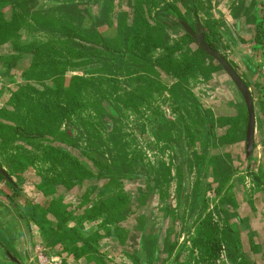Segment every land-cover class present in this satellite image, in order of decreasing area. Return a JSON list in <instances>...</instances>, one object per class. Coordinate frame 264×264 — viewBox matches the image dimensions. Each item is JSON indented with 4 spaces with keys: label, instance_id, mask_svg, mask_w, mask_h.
<instances>
[{
    "label": "rangeland",
    "instance_id": "374dc122",
    "mask_svg": "<svg viewBox=\"0 0 264 264\" xmlns=\"http://www.w3.org/2000/svg\"><path fill=\"white\" fill-rule=\"evenodd\" d=\"M27 1L32 0L22 2ZM158 1L162 2L160 5L162 7L166 3L178 5L177 9L184 17V22L189 26L196 25L192 12L182 3L183 0ZM195 1L197 2L195 5L200 6L199 21L206 30L210 31L214 25L217 27L215 23L220 24L219 30L224 36L218 35L215 39L218 51L231 63L240 77L249 83L256 118L254 151L251 158H248L244 137H241L236 144L216 148L213 156H220L222 164L228 165L226 169L228 170L229 167L231 169L230 175L225 170L217 179L213 173L216 163L208 161L202 168L196 163V154L207 155L212 144L206 122L199 116L194 102L216 118L248 116L246 104L242 97L235 93L230 77L222 69L212 72V67L219 66L216 61L206 60L208 70L197 73L189 79L192 98H183L184 102L172 96L159 94L163 93L162 91L155 93L153 98L146 96L139 98L138 95L129 96L121 92L122 97L116 102L119 117L111 122V130L119 136L117 139L119 147L125 146L128 162L135 164L133 170L142 174L144 178L140 182L123 184L124 193L130 197L135 214L133 218L123 221L125 230L128 232L126 241L121 242L119 236L113 237L123 247L114 250L111 264H264V79L262 75L264 0ZM14 2L16 6L21 3L19 0H0V9L3 19L7 22L13 18V14L15 18L17 17V23L22 27L19 32L20 46L47 41L54 36L52 32L37 28L30 20L28 24H22L20 19L23 12L19 8L13 11V8L11 10L7 7V5L13 7ZM131 2L132 0H107L105 4L107 19L99 31L104 35H113V27H110L108 23H113V18L117 14H122L121 18L124 20V15L130 18ZM150 6H146L148 11ZM52 12L48 17L56 18L55 20L59 23L69 22L76 16L73 11L67 9ZM11 14L12 17L8 19ZM251 17H255L257 22L253 24ZM172 19L175 23H179L178 20ZM260 22L262 27H259ZM114 25L116 27V24ZM184 33L185 31L176 28L168 29L169 43L173 45L183 41ZM185 39L189 44L182 53L177 55L180 59L192 54L196 49L193 43ZM8 43L14 47L12 42ZM14 49V55L19 53L15 47ZM160 55L161 51H157L154 57ZM9 61L11 58L8 63ZM0 65H4V59L0 58ZM28 65H31V57L23 54L14 73L16 76H23L26 80L23 81L24 85L19 84L22 86H19L20 88L14 94L25 88V91L29 90L27 87L30 86V82L25 75L29 71L25 69ZM248 65L249 71L253 70V74L247 71ZM247 72L250 76L252 75V78ZM73 75L79 74L67 73L68 78ZM166 83L169 85L168 82ZM210 83H212L211 86ZM199 85L200 89L197 90ZM138 86L139 84L135 82L121 84V89L125 88L127 92L134 93ZM196 95H199L200 99ZM73 122L74 128L78 129V121ZM0 123L4 124V118ZM6 124L9 123L6 122ZM244 127L243 120L241 128L244 130ZM160 128H162L161 131ZM261 129L263 133L260 132ZM189 130L193 134L190 139L185 137ZM181 131L182 141L178 137ZM91 132L93 133L92 130ZM225 132L226 129H217L219 137ZM76 134L78 140H70V146L63 144L55 146L67 151L70 157L80 161L87 168L91 167L90 163L80 149L75 147L96 151L104 158L112 160L110 148L96 137L85 140V135ZM122 134L123 137H121ZM0 135H2L0 136V169L5 171L19 188L16 192L10 183L0 177V192L11 194V200H4V197L0 196V208L9 209L14 220L19 223H11L8 219H4L0 212V241L1 239L4 241L5 238L6 241L13 243L16 228L21 227L23 231L19 230L22 231L23 241L27 244L29 238L28 243H30L29 250L27 246L25 247L27 257L25 264H51V250L58 249L49 248L46 237L39 227L32 221L27 222L31 219L30 211L32 207H40V218L44 221L46 207L42 204L48 200H57L72 206L77 214L80 212L78 215H82L84 209H80L82 203L80 199L89 182L83 181L79 185L71 186V183L66 180L65 184L57 185L58 187H55V184L45 183L42 178L46 176L53 180L67 179L63 177L61 163L56 160L61 155L48 150L34 156L32 153L39 147L37 143L30 145L18 141V137H14L10 131H4L2 128H0ZM174 147L180 150V155H175ZM123 165V163L119 164V166ZM127 170L130 168L128 167ZM155 174L158 176L155 177ZM155 178L158 182L153 181ZM183 182L189 185L186 188L185 205L182 208ZM47 191H51V194L48 195ZM17 210L26 215V221L18 215ZM207 214L209 215L206 216ZM237 216L239 219L236 218ZM89 222L98 226L101 223L100 219ZM74 223L80 224L76 220ZM209 224L215 229V232L210 234L205 229ZM134 226L137 227L134 228ZM105 237L106 235L103 236ZM130 239L134 245L132 249L124 247ZM145 241L149 245L145 246L144 255L141 247ZM158 247L160 255L154 262L153 252ZM213 247L215 252L212 253ZM5 260H0V264H14L12 261ZM53 264H59V262Z\"/></svg>",
    "mask_w": 264,
    "mask_h": 264
},
{
    "label": "trees",
    "instance_id": "16d2710c",
    "mask_svg": "<svg viewBox=\"0 0 264 264\" xmlns=\"http://www.w3.org/2000/svg\"><path fill=\"white\" fill-rule=\"evenodd\" d=\"M22 1L19 0L21 3L17 6L14 2L12 7L13 11L19 8L23 12L20 19L22 24H28L30 20L34 26L52 32L54 36L47 41L20 46L19 32L22 27L18 25L17 17L15 18L13 14V18L7 22L3 19L0 9V45L12 42L19 52L11 57L8 63L9 69L18 68L19 59L23 54L31 57V65L25 68L29 70L25 74L30 82V86L27 87L29 90L25 91V88L13 95L10 109H6L2 114L4 124H0V128L10 131L14 137L19 138L18 141L30 145L37 143L39 147L32 153L34 156L48 150L61 155L56 160L61 163L63 177L67 179L53 180L46 176L42 178L45 183L55 184V187H58L67 181L71 183V186L79 185L83 181L89 182L80 199L82 202L80 209H84L82 215L76 216L77 212L72 209V206L61 201L48 200L42 205L46 207L44 212L49 218L45 215L43 221L40 218V207L35 206L30 211V220L44 234L49 248H55L58 245L74 246L84 241L82 249L70 248L75 251H91L92 246H88L89 242L98 244L103 236L95 233L84 238L75 229L69 227L74 220L82 222L84 219L89 221L100 219V226L105 228L106 236L115 238L119 236L120 241L125 242L128 232L125 230L123 221L133 218L135 209L130 202V197L124 193L123 184L140 182L144 177L133 170L135 164L128 162L125 146L119 147L117 143L119 136L111 130V122L119 117L116 102L122 97L120 93L123 92L124 95L129 96L138 95L139 98L144 96L153 98L155 93L162 91L163 93L159 94L180 100L186 97L192 98L189 79L197 73L208 70L206 60L211 62L215 60L209 57L186 32L183 41L173 45L169 43L168 29L176 28L184 31L180 25L175 27L172 24L174 22L172 18L178 20V24L184 22L174 3H166L162 7L160 6L162 2L158 0H132L131 17L126 18L124 15V20L121 18L122 14H117L113 18V23H108L110 27H113V35H104L99 28L107 19L105 17L107 0H86L64 5H55L48 0H32L25 3ZM182 3L189 8L195 18L199 17L200 6L195 5L197 4L195 0H183ZM146 6H150L149 11ZM111 8L113 10V6ZM59 9L71 10L76 16L64 23H59L52 16L48 17L53 13L52 11ZM251 22L254 24L257 19L251 17ZM215 24L217 27L214 25L210 31L204 29V37L206 42L218 51L215 39L218 35L224 36V34L219 30L220 24ZM260 26H263L261 22ZM185 38L193 43L196 49L192 54L180 59L177 55L182 53L189 44ZM157 51H161V55L154 57ZM218 70H221L220 66L212 67L213 73ZM249 70L248 65L247 71L252 72L250 74L254 73L253 70ZM68 72L79 75L68 78ZM250 77L249 81L252 78ZM164 80L169 85L167 83L166 85ZM133 82L139 84L134 93L127 92L125 88L121 89V84L127 85ZM245 83L249 86L248 82ZM233 86L236 91L234 83ZM194 104L199 116L206 122L212 144L210 148L215 150L229 144H236L241 137L246 138V124L249 121L247 115L216 118L200 108L196 102ZM243 120L245 121L244 130L241 128ZM73 121H78V129L74 128ZM218 128L226 129L223 136L217 135ZM76 133L85 135V140L96 137L110 148L112 160L104 158L96 151L74 146L80 149L90 163L91 167L87 168L80 161L70 157L67 151L55 146L56 144L70 146V140H78ZM182 135V131L178 133L180 141L183 140ZM185 137L192 138V131L186 132ZM173 150L178 156L180 150L175 147ZM196 155V163L202 168L207 163L208 154ZM210 161L216 163L213 168L216 179L225 170L228 173L231 171L230 167L226 169L228 166L226 163L222 164L220 156H212ZM121 163L124 165L119 166ZM128 167L130 170H127ZM0 177L4 178L2 175ZM157 180V178L153 179L154 182H158ZM188 185L189 183L183 182L182 208L185 205ZM47 194H51V191H47ZM142 204H144L143 201ZM205 229L209 234L215 232L210 224ZM216 231L219 230L216 229ZM147 245L149 244L145 241L141 247L144 255ZM66 249L62 248V250ZM213 251L215 252V247L212 253ZM93 252L97 251L94 249ZM159 255L158 247L153 252L154 262ZM97 261L98 264H102L100 259Z\"/></svg>",
    "mask_w": 264,
    "mask_h": 264
},
{
    "label": "crops",
    "instance_id": "0c3cea01",
    "mask_svg": "<svg viewBox=\"0 0 264 264\" xmlns=\"http://www.w3.org/2000/svg\"><path fill=\"white\" fill-rule=\"evenodd\" d=\"M7 7L11 8L12 10V6L7 5ZM124 12H127V11H124ZM11 16L10 17L8 16V19L11 18ZM194 20H195V17H194ZM14 54H15V49L11 43H7V44L0 46V58L4 59V65H0V74H1L0 77L2 78L4 77V79H0V122H2L3 112L6 109H10L11 107L10 105L12 102L14 92L18 88H20L19 86H22L19 84L24 85L25 83H23V81L26 80V78H24L23 76H16L15 75L16 73H14V70H10L8 67V60L12 56H14ZM214 81L216 82L215 78H214ZM211 85L212 83H210V86ZM196 89L199 90L200 85L197 86ZM196 96L199 98V95H196ZM3 118H4V115H3ZM260 132L263 133V130L261 129ZM255 137H256V134H255ZM213 153H214V149L210 148L209 153L207 155V158H208L207 162L210 161V158L213 156ZM7 194L11 195L10 193H7ZM2 210L3 209L0 208V212H2L4 219H8V221H12L13 223L15 222V224H19L17 221L14 220V217L12 213L9 212V209L4 207V212ZM78 214H76V216H78ZM208 215L209 214H207L206 216ZM236 218L239 219L238 216ZM69 227L72 229H75L76 232L84 238L94 235L95 233H99L101 236L106 235L105 232H103L105 231L104 228L92 222H89L87 220H83L82 222H80L79 225H76L73 221L69 224ZM136 227L137 226H134V228ZM19 229L22 230L21 227ZM132 239L128 240L127 244L124 245V247L128 249H132L134 246L133 241H131ZM233 239L236 240L234 236H233ZM42 241H44V239H42ZM60 246L55 247L58 250H51L52 252L50 254V259L53 262H60L61 264H95V263L97 264L98 259L102 261V264H111V261L113 260L112 257H114L113 255L114 250L116 248L123 247L121 244L117 243L115 238L110 237V236L109 237L106 236L102 240L98 241V244L94 242H89L88 246L90 247L92 246L91 247L92 250L88 252H84L81 250L75 251L70 248V247H79L80 249H82V247H84V241L78 242L74 246H68V245H64L63 247H60ZM24 248H25V245L22 242L21 246H18V250L20 249L19 253L21 257L23 258H24ZM60 248L61 249L67 248V249L62 251V250H59ZM94 249L97 252H93Z\"/></svg>",
    "mask_w": 264,
    "mask_h": 264
},
{
    "label": "water",
    "instance_id": "95a60500",
    "mask_svg": "<svg viewBox=\"0 0 264 264\" xmlns=\"http://www.w3.org/2000/svg\"><path fill=\"white\" fill-rule=\"evenodd\" d=\"M86 0H48V2L55 4V5H64V4H75L84 2ZM175 26H181L183 30L190 34L193 39L195 40L196 44L213 60L216 61V63L221 67L222 71L227 74L232 82L234 83L236 87L235 93L238 96H241L244 100L248 112V126H247V133H246V147H247V157L251 158L254 146H255V134H256V118H255V109H254V101L250 92L249 87L246 85V83L243 81V79L240 77V75L234 70V68L231 66V64L228 62V60L219 52L214 50L205 40L204 34H203V28L199 22V20L196 19V26H197V33L194 32V30L185 22H180V24L173 22L172 23ZM0 173L4 175V171L0 170ZM143 245V243H142ZM4 255L8 257V259L5 257L6 260H12L9 259L10 255L9 253L3 249L2 250ZM141 252L143 250L141 249Z\"/></svg>",
    "mask_w": 264,
    "mask_h": 264
},
{
    "label": "flooded vegetation",
    "instance_id": "af4514ba",
    "mask_svg": "<svg viewBox=\"0 0 264 264\" xmlns=\"http://www.w3.org/2000/svg\"><path fill=\"white\" fill-rule=\"evenodd\" d=\"M199 16V15H198ZM184 18V17H183ZM196 19L197 20H199V17L198 18H195V22H196ZM200 22V21H199ZM200 24H201V22H200ZM202 26V25H201ZM193 30H194V32H196L197 33V26L195 25V26H190ZM202 28H203V34H204V27L202 26ZM205 38V37H204ZM0 170H2V169H0ZM3 171V170H2ZM0 175H2L3 177H4V180L5 181H7V183H10V185H11V187L16 191V192H18L19 191V188L17 187V185H15V183H13L12 182V180L9 178V175L4 171V175L3 174H1L0 173ZM0 196H2V197H4V200H11V198H10V195H8L7 194V192H5L4 194L3 193H1L0 192ZM3 212H4V210H2ZM18 212V215H20V217L24 220V221H26L27 219V217H26V215H24L23 213H21V212H19V210H17ZM27 222H31V220H27ZM11 223H13L12 221H11ZM15 223V222H14ZM30 232V231H29ZM29 232H27V235H28V233ZM29 236V235H28ZM4 237V236H3ZM24 243V245H25V247L29 250V246H30V243H28L29 242V238H28V241H27V244H26V242L25 241H23V235H22V231L21 230H19L18 228H16V231H15V240L13 241V243L11 242V241H6L5 240V238H4V241H3V239H1V241H0V260H3L4 261V259H5V257H6V255H4V253H3V249H5L8 253H9V255H10V258L9 259H13L14 261H16V262H13L12 260H8V261H12L14 264L15 263H17L18 264V262H21V264H25V262H26V254H25V248H24V258L23 257H21V255H20V253H19V250H18V246H21V243ZM27 254L29 255V252H27ZM7 259H8V257H6ZM6 261V260H5ZM18 261V262H17ZM54 262L53 261H51V264H53ZM59 264H61L60 262H59Z\"/></svg>",
    "mask_w": 264,
    "mask_h": 264
},
{
    "label": "built area",
    "instance_id": "2783aa9c",
    "mask_svg": "<svg viewBox=\"0 0 264 264\" xmlns=\"http://www.w3.org/2000/svg\"><path fill=\"white\" fill-rule=\"evenodd\" d=\"M262 75H263V79H264V66L262 68Z\"/></svg>",
    "mask_w": 264,
    "mask_h": 264
}]
</instances>
